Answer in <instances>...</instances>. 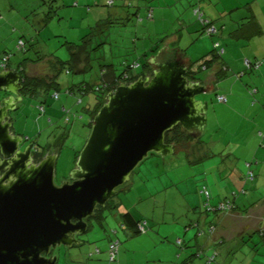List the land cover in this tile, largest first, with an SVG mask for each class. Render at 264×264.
Segmentation results:
<instances>
[{
    "label": "rangeland",
    "instance_id": "1",
    "mask_svg": "<svg viewBox=\"0 0 264 264\" xmlns=\"http://www.w3.org/2000/svg\"><path fill=\"white\" fill-rule=\"evenodd\" d=\"M157 3L162 5L161 17L155 14L156 18L151 20L148 11ZM173 3L174 6L165 0H0V59L8 54L12 58L11 69L28 59L31 62L26 66V73L30 76L49 78L58 74L57 88L44 86L34 95H25L19 110L12 113L25 137L31 141L38 139L42 146L53 143L51 150L59 153L55 172L57 185L68 181L76 166V156L80 155L89 138L92 112L98 102L96 92L87 90L82 95L77 87L81 83L90 87L100 84L106 70H113L120 76L127 71L128 65H139L138 69L128 70L130 75L141 73L152 58V47L167 45L173 38H177L176 47L185 49L190 45L185 27L192 18L193 25L188 24L189 29L199 30L195 27V23L200 22L195 15L198 5L190 7L187 0ZM188 8L190 11L185 14ZM201 11L205 16L204 8ZM100 22L101 27L96 29ZM216 29L219 33L221 24ZM183 34V40L180 38L178 42ZM197 36V48H189L192 52L205 53L208 43L214 47L211 37L203 30L193 35L194 38ZM86 40L88 68L78 73L68 64L71 60L69 47L70 44L83 45ZM21 43L25 46H20ZM100 44L103 45L98 47ZM200 57L198 55V59ZM40 59L43 60L38 62ZM60 61L66 66L59 71L54 67ZM72 88L75 94L68 93ZM56 93L58 98H55ZM40 105L46 108L42 112ZM208 136L207 130L200 139L206 142ZM206 149L192 148L190 155L181 151L177 156L165 159L151 153L118 188V194L108 201L107 204L116 207L106 212L105 221L96 223L92 220L90 229L79 235L81 245L61 246L54 250L56 264H109L110 245L117 240L120 251L112 264H243L246 253L259 255L254 264L263 261L264 241L259 239V234L254 241L249 235L242 244L244 246L236 247V242L234 254L222 246H218V253L213 247L203 246L207 238L219 243L214 241L215 233L203 229L202 224L200 227L192 225L199 211L194 216L187 204L200 195L199 174L214 159L193 167L189 160L199 159ZM212 176L209 174L210 178ZM188 178L190 182H183ZM210 182L214 183L212 179ZM217 189L226 192V189L216 187V194ZM222 193L215 195L214 200L221 198ZM128 211L135 219L147 223L145 233L135 235L125 224L123 216ZM202 229L206 233L204 237L199 235ZM97 248L101 254L96 253ZM90 254H93L92 258ZM213 256L215 260L209 263Z\"/></svg>",
    "mask_w": 264,
    "mask_h": 264
},
{
    "label": "water",
    "instance_id": "2",
    "mask_svg": "<svg viewBox=\"0 0 264 264\" xmlns=\"http://www.w3.org/2000/svg\"><path fill=\"white\" fill-rule=\"evenodd\" d=\"M152 57V56H151ZM150 76L121 83L107 94L68 181L57 185L59 153L35 162L12 113L24 101L20 71L0 69V264H56L52 250L74 247L86 219L118 194L132 172L154 153L174 157L166 133L177 126L201 138L208 125L209 89L187 77L190 64L175 50H159ZM1 94H6L1 98ZM40 146V145H39Z\"/></svg>",
    "mask_w": 264,
    "mask_h": 264
},
{
    "label": "crops",
    "instance_id": "3",
    "mask_svg": "<svg viewBox=\"0 0 264 264\" xmlns=\"http://www.w3.org/2000/svg\"><path fill=\"white\" fill-rule=\"evenodd\" d=\"M165 1H170L171 6H174L173 1L175 0ZM187 1L190 7L197 4L201 9L204 8L208 16L205 15V17L212 21L215 27L221 24L217 36L211 37V43L219 42L224 48L221 57L218 56V52H214L212 58H206L205 68L201 66L197 73L199 82L210 92L199 98L209 101L210 105L208 125L204 133L205 135L208 130L209 136L206 142L203 141L199 145V148L207 147V152L202 155L205 157L204 161L214 160L203 167L198 178L200 180L199 189L206 188L209 191V200L200 191L199 197H195L194 201L187 206L194 216L199 211V216L194 217L195 222L192 225L200 227L202 224L205 230L210 225L216 227L214 241H219V243L211 242L207 238L203 246L206 245L209 249L213 247L218 253V246H222L223 249L229 250L228 253L233 252L234 254L236 247L244 244L249 235L254 241L259 234V239L264 241V0H258L260 1L258 3L257 0ZM160 6L162 5L157 3L156 7L151 9L153 20L156 18L155 14L161 17L162 8ZM187 11L190 9H186L185 14ZM192 21V18H189L188 22L185 21V34L190 41L187 48L174 46L177 38H173L172 42L169 41L167 45L162 46L167 52L180 50L184 53L188 64H201L199 61L212 53L214 47L212 48L208 43L206 49L208 52L199 54L191 51L193 47L197 48L195 40L198 36L194 38L193 35L196 32L201 33L203 29L198 21L195 27H199V30L196 32L190 30L188 24L193 25ZM183 36L184 34L179 37L178 42L180 38L183 40ZM153 49L156 47H152L151 50ZM198 55H201L199 59ZM245 59L250 60L254 65L261 62V67L248 69L244 62ZM11 60L12 58L9 62L10 67L12 66ZM13 69L18 70V66ZM152 69L154 70V67ZM73 92L75 94V89ZM217 95L224 96L226 101L219 102ZM17 123L18 119L15 124L16 133L24 136L23 132L20 133L23 128L19 129ZM59 137L58 135L57 139ZM220 159L221 162H219ZM226 161L230 163L227 164ZM189 165L196 166L190 163ZM247 165L255 173L253 181L247 179L249 170ZM209 174L213 176L210 178ZM189 179L183 182H190ZM210 179L213 180V184ZM216 187H222L226 189V192L217 189L218 194L219 192L224 193L221 194V198L217 197V200H214L215 195L218 196ZM228 200L235 204L234 210L230 213L207 212L206 204L217 207L223 201ZM212 219L213 221L209 222ZM96 253L101 254V250L97 248ZM238 255L240 256V253ZM258 256L246 253L243 256L245 259L243 264H254ZM92 257L93 254H90V258ZM258 262L264 264V260H258Z\"/></svg>",
    "mask_w": 264,
    "mask_h": 264
},
{
    "label": "trees",
    "instance_id": "4",
    "mask_svg": "<svg viewBox=\"0 0 264 264\" xmlns=\"http://www.w3.org/2000/svg\"><path fill=\"white\" fill-rule=\"evenodd\" d=\"M151 11L152 10L148 11V15L150 16V14H152V16H150V19L152 20L153 13ZM111 24H113V23H111ZM211 24L214 25L212 23V21H211ZM202 26H203L202 30L204 32V29L206 28V26L204 24H202ZM100 27H101V22L97 24L96 29L100 28ZM217 34H218V32L216 34H214V35L209 36V37H213V36H215ZM87 41L88 40H86L83 45L70 44V47H69V49L71 50V60L68 61V64L73 69L75 68V70L78 73L85 72V71H87V68H88L89 56L87 55V49H86L87 48L86 47ZM217 43L219 44V42H215L214 43V51L212 53H210L208 56H206L205 58H203V59H201L199 61V62H201V64H196V63H193V64L191 63L190 64V72L187 74V77L189 78V80H191V81H199V79L197 78V73H198L199 68L201 66H204V68H205L206 63H207L205 61V59L208 58V57L212 58V56L214 55L213 54L214 52H219V50L224 49V48H222L220 46V44H219V48L216 49L215 45ZM101 45H103V44L98 45V47H100ZM160 48L161 47L158 46V47H156V49L151 50V56L153 54H156L159 51ZM175 52L178 53V56L180 58L184 59V57H185L184 53H182L180 50H175ZM5 56H9V55L5 54L4 57ZM146 56H149V55L146 54ZM218 56H220V55H218ZM4 57H2L0 59V63H1V61H2V59ZM41 60H43V59L38 60V62H41ZM30 62L31 61L26 59V60H24V62H22L18 66V70L19 69L21 70V74H23L22 77L24 79V86L25 87H24V90L22 92L23 96L24 95H34V93H35V91L37 89L42 88L44 86L57 88L58 83H57L56 80L58 78V74L57 75L55 74V75H53L52 77H49V78H39V77H35V76H28L26 74V66L29 65ZM199 62H197V63H199ZM61 63H62L61 61H60V64L57 63L54 68L57 69V67H58V69L60 71L62 68H64L66 66L65 63H62V64ZM35 64H37V63H35ZM8 67H10V63H8ZM127 67H128L127 71H125V73L120 75V76L117 75L115 73V71H113V70L104 71L103 74H102V78H103L102 82L100 84L94 86V87H90L88 85H85L84 83H81L78 86L77 90L79 92H81L82 95H85L87 90H90V91H93V92L97 93L98 102L96 103V106L94 107V110L92 112V120L94 119L95 115L98 113V111L101 109V107L106 102L105 98H106L107 94L109 92H111V91H114L119 86V84H121V83H131L133 81H136L139 77H145L147 75H152V73H153V69H152L153 67L148 62H146V64L144 65L143 71L141 73H139V74H136V75H130L128 70L129 69H133L134 67H137V69H138L139 65H136V66L128 65ZM193 68L195 69L194 71H193ZM126 74H128L127 77H126ZM73 90H74L73 88L71 90H68L70 92V93L69 92L68 93L69 94H74ZM219 97L220 96L217 95L218 101H219ZM16 121H17V119H16ZM90 126L92 127V124ZM65 134H67V133H65ZM192 141L195 142L194 145L189 144ZM166 143L174 144L176 146L177 151H186L187 154L190 155L191 149L192 148H194V150L198 149L199 145H201L203 143V141L200 138H198V139L191 138L190 135L181 128V126H177L173 130H171L170 132L166 133ZM39 157H42L41 153H39ZM77 158H78V155L76 156V160H77ZM204 159H205L204 156L200 157L197 160H191V158H190L189 163L191 165H197V164L201 163L202 161H204ZM39 160H40V158H39ZM207 200H209V199H207ZM222 203H224V202H222ZM222 203H220V204H222ZM228 203L232 205V208L229 211L219 210L218 207L220 206V204L217 207H211L209 204H206L207 212H211V211L212 212L216 211V212H219V213L231 212L232 210H234L235 204L232 201H230V200L226 201L224 204H228ZM123 217H124L125 224L128 227H130V229L133 230L135 235H140V234L146 232V224L147 223L145 221L135 219L132 216L131 213H126V214H124ZM144 223H145V225H144ZM142 226L145 227L144 232H142V230H141ZM196 226L199 227L198 225H196ZM211 228H215V232H216V227L213 226V225H210V226L207 227V229H209L208 231H210ZM201 231H202V233L200 235H202V234L205 235L206 234L205 231H203V229ZM179 246H182V243ZM199 250L202 252L201 248H199ZM199 256H201V254H199Z\"/></svg>",
    "mask_w": 264,
    "mask_h": 264
},
{
    "label": "built area",
    "instance_id": "5",
    "mask_svg": "<svg viewBox=\"0 0 264 264\" xmlns=\"http://www.w3.org/2000/svg\"><path fill=\"white\" fill-rule=\"evenodd\" d=\"M195 15L198 16L200 22L206 26V28L204 29V33H205L207 36H211V35H214V34L217 33V30H216L215 26L211 24V21H210L209 19H206V18H205V16H204V14L202 13L200 7H198V9L195 10ZM150 16H152V14H150ZM210 24H211V25H210ZM20 46L24 47L25 44H24V43H21ZM215 47H216V49L219 48V44L217 43V44L215 45ZM223 53H224V49H221V50H219L218 55L221 56ZM9 61H10V56H5V57L2 59L1 63H0V68L3 69V70H6V69L8 68V63H9ZM244 62H245V65H246V67H247L248 69H252V68L259 69V68L261 67V62H257L255 65L252 64V63L250 62V60H247V59H245ZM137 67H138V66H137ZM194 70H195V69L193 68V71H194ZM127 76H128V75H126V77H127ZM68 92H69V91H68ZM69 93H70V92H69ZM58 97H59V96H58L57 93H56L55 98H58ZM219 101H220V102H225V101H226V98H225L224 96H220V97H219ZM39 109H40V111L42 112V110H43V111L45 110V107H44V106H39ZM247 167H248V169H249V165H247ZM247 174H248L247 179H248L249 181H253L254 178H255V173H254V171H252V170L249 169ZM201 194H203L207 199H209V197H210V193H209V191H208L206 188H203V189L201 190ZM231 208H232V205L229 204V203H228V204H224V203H222V204H220V206L218 207L219 210H223V211H229ZM213 210H214V209H213ZM144 225H145V223H144ZM144 229H145V227L142 226V227H141L142 232H144ZM210 233H215V228H211ZM114 234H116V232H114ZM178 244L181 245V242L179 241ZM119 247H120V242H119V240L114 241V242L111 243V245H110V249H109V264H112V263H114V262L116 261V257H117V255H118V253H119ZM214 260H215V257L213 256V257H211V258L209 259V263H212Z\"/></svg>",
    "mask_w": 264,
    "mask_h": 264
},
{
    "label": "flooded vegetation",
    "instance_id": "6",
    "mask_svg": "<svg viewBox=\"0 0 264 264\" xmlns=\"http://www.w3.org/2000/svg\"><path fill=\"white\" fill-rule=\"evenodd\" d=\"M8 68H11V67H8ZM18 71H20V73H21V70L20 69ZM26 74L28 76H30L28 73H26ZM21 75L23 76V74H21ZM23 86H24V79H23ZM4 96H6V94H1V98H3ZM31 140L32 139L28 138V141H27L26 144H29L30 142H32ZM36 140H37L36 146L33 149V157H34L36 163H39L48 154L57 153V152H53L51 150V146L53 145V143L52 144L49 143L47 145L42 146V145H40L38 139H36ZM39 153L42 154V157H39ZM39 158H40V160H39ZM115 207H116L115 204H107L105 208H98L95 211V215L93 217H90V218L86 219V221L88 223V229H90V222L92 220L95 221L96 223H103L105 221V219H106V212L109 211V210H111V209H114ZM77 238L79 239L80 236L78 235ZM52 255H54V251L53 250H52V252H51L50 255L43 254L42 256L47 257V258H50Z\"/></svg>",
    "mask_w": 264,
    "mask_h": 264
}]
</instances>
